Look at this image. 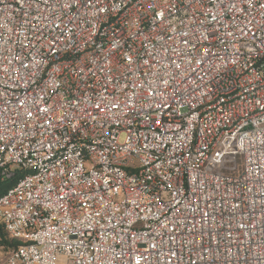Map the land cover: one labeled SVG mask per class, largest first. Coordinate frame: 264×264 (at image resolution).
<instances>
[{"label": "built area", "instance_id": "built-area-1", "mask_svg": "<svg viewBox=\"0 0 264 264\" xmlns=\"http://www.w3.org/2000/svg\"><path fill=\"white\" fill-rule=\"evenodd\" d=\"M1 264H264V0H0Z\"/></svg>", "mask_w": 264, "mask_h": 264}, {"label": "trees", "instance_id": "trees-1", "mask_svg": "<svg viewBox=\"0 0 264 264\" xmlns=\"http://www.w3.org/2000/svg\"><path fill=\"white\" fill-rule=\"evenodd\" d=\"M20 174H16L14 177H6L0 179V195L12 187L19 179ZM21 240L13 238L6 230L3 222L0 220V245L3 246L7 252L15 250L20 244Z\"/></svg>", "mask_w": 264, "mask_h": 264}, {"label": "rangeland", "instance_id": "rangeland-1", "mask_svg": "<svg viewBox=\"0 0 264 264\" xmlns=\"http://www.w3.org/2000/svg\"><path fill=\"white\" fill-rule=\"evenodd\" d=\"M8 254L9 252H7V250L3 246L0 245V264L2 261L6 259Z\"/></svg>", "mask_w": 264, "mask_h": 264}]
</instances>
